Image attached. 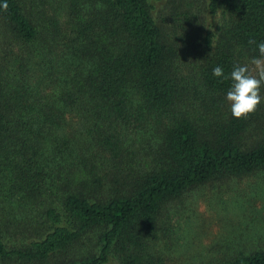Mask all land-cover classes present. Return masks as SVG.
I'll list each match as a JSON object with an SVG mask.
<instances>
[{"label": "trees", "instance_id": "1", "mask_svg": "<svg viewBox=\"0 0 264 264\" xmlns=\"http://www.w3.org/2000/svg\"><path fill=\"white\" fill-rule=\"evenodd\" d=\"M7 3L0 264H264V191L219 215L230 237L194 210L264 177V100L234 118L224 78L258 56L264 0Z\"/></svg>", "mask_w": 264, "mask_h": 264}, {"label": "clouds", "instance_id": "2", "mask_svg": "<svg viewBox=\"0 0 264 264\" xmlns=\"http://www.w3.org/2000/svg\"><path fill=\"white\" fill-rule=\"evenodd\" d=\"M7 0L0 4V9L6 11ZM250 44L256 41L250 40ZM258 56L252 57L244 64H235L227 77H224L222 67L213 69V76L224 77L230 80V87L225 94L231 115L236 119L247 118L256 111L264 97L261 89L264 88V41L257 44Z\"/></svg>", "mask_w": 264, "mask_h": 264}, {"label": "rangeland", "instance_id": "3", "mask_svg": "<svg viewBox=\"0 0 264 264\" xmlns=\"http://www.w3.org/2000/svg\"><path fill=\"white\" fill-rule=\"evenodd\" d=\"M240 185H242V183H240ZM263 185H264V177H261V176L255 177L254 180L252 179V181L249 182V185L246 186L247 188L244 192L236 193L239 190L228 189L227 192H224V194H220V196L218 195L214 196L212 193H208L206 196H204V198H201L198 203V206L194 210L199 209L200 211H202L203 217H204L203 219H205V223L207 222L208 223L205 226L199 225L200 234L198 238H204L205 241L207 240L209 241L212 238L215 239V236H217V234H220V233H223L224 235L226 233L228 237L235 235L236 230H234V228L229 227L226 222L225 224H223L224 220L217 221V218L219 217V215H222L223 213H227V214L230 213L226 211L231 210V207H233L231 202L236 197L242 198L241 202L243 206H244L246 198L248 196H251L253 192L255 193V195L258 197L259 200L262 199L260 194L263 193L264 191V188H262ZM239 206L240 205L237 204V206L235 207L239 208ZM257 209H258V212L255 213V216H257L258 214L263 215L264 210L261 208V205H257ZM193 215L194 214H192V216ZM232 217L235 219V221H238L240 218V215L238 216V215L233 214ZM257 223H259L260 228L264 229V220L259 221ZM242 224L243 225H241L240 227L245 229V222H243ZM196 229L197 227H194V230Z\"/></svg>", "mask_w": 264, "mask_h": 264}]
</instances>
